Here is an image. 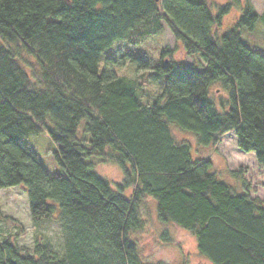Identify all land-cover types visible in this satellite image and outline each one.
I'll return each mask as SVG.
<instances>
[{
	"label": "trees",
	"instance_id": "16d2710c",
	"mask_svg": "<svg viewBox=\"0 0 264 264\" xmlns=\"http://www.w3.org/2000/svg\"><path fill=\"white\" fill-rule=\"evenodd\" d=\"M234 6L0 0V189L23 186L31 219L57 212L63 235L61 252L42 238L29 250L9 235L0 240V264H145L132 234L143 229L148 198L157 220L190 234L211 264H264V201L238 194L209 157L192 159L190 145L174 135L211 149L233 133L238 150L264 167V54L240 37L260 16L247 1L220 35ZM164 25L202 66L176 63L168 47L153 49L156 65L137 52ZM119 47L114 60L107 53ZM144 70L165 75L156 91L146 88ZM216 84L227 99L212 93ZM43 132L58 145L61 174L50 176L24 144ZM91 159L117 167L121 182L99 176ZM229 174L244 183L238 171ZM1 221L15 223L0 213ZM166 234L158 242L177 246Z\"/></svg>",
	"mask_w": 264,
	"mask_h": 264
},
{
	"label": "rangeland",
	"instance_id": "374dc122",
	"mask_svg": "<svg viewBox=\"0 0 264 264\" xmlns=\"http://www.w3.org/2000/svg\"><path fill=\"white\" fill-rule=\"evenodd\" d=\"M191 1L200 2L202 0ZM212 1L217 4L230 2L235 5L230 14L224 18L223 24L219 30L220 35L224 34L233 26V22L241 14L242 8L247 1L258 13H264V0ZM240 37L245 46L264 54V19L259 18L252 30L242 29L240 31ZM165 47L173 50V60L178 64H193L198 67H200L199 65H203V61L197 59L193 60L185 55L181 45L174 41L166 25H164L161 34L153 36L151 40L137 52H147L152 59V63L156 65L159 56L157 57L155 52H158V50L153 49ZM23 57L26 62L33 66L35 71H38L39 67L29 55L23 53ZM126 64L127 62L124 63V65ZM23 66L30 72L31 68L29 66L26 64H23ZM116 66L118 67V74L126 75L124 70H119V64H116ZM129 68L133 70V67L129 66ZM144 71L148 78L146 88L151 92L156 91L159 82L162 83L164 81L165 75L156 70H153L151 74L149 73L150 70ZM212 88V93L214 92L216 95L227 99L228 95L221 86L216 84ZM180 133L175 132V138L177 137V140L187 135L186 137L194 146L191 152L192 159L209 157L212 161L214 172L219 180L231 185L238 194H242L246 190L251 197H258L264 201V167L256 162L252 153L244 154L238 150L236 137L233 133L224 135L218 146V150L216 149L214 152H211L210 149L199 148L195 145L196 141L194 137L185 133ZM24 144L36 154L38 162L50 176L61 174V168L54 157V153L58 152V145L50 139L47 132L26 138ZM84 161L86 163L88 162L86 159H84ZM91 162L95 164L94 171L99 176L113 185L121 182L122 176L117 167L111 164L99 163L96 159H91ZM229 171H238L244 183L241 184L240 180L233 178L229 174ZM130 195L131 190L125 191L124 196L126 198H129ZM0 213L15 220V223L12 225H8L2 221L0 222V240H5L9 235H18L17 244L20 247L31 250L35 240L42 238L61 252L63 235L58 221V213L56 212L49 220H42L39 222L33 221L29 214L27 196L23 186L0 189ZM140 213L144 226L140 232L132 234V239L138 245L140 259L145 264H211L199 255L195 239L190 234L178 230L172 225L162 224L157 220L155 204L152 200L149 198L146 200L145 204L140 207ZM164 232L167 233L166 235L176 243L177 246H164L158 242V237Z\"/></svg>",
	"mask_w": 264,
	"mask_h": 264
},
{
	"label": "bare ground",
	"instance_id": "6f19581e",
	"mask_svg": "<svg viewBox=\"0 0 264 264\" xmlns=\"http://www.w3.org/2000/svg\"><path fill=\"white\" fill-rule=\"evenodd\" d=\"M264 14V13H263ZM263 14H258L259 16H260V18H262V19H264V15ZM109 56H111V58L112 59H114V60H117V59H119V58H121L122 57V47L120 48H114V49H112L110 52H108L107 53ZM192 59V58H191ZM189 136H191V135H189ZM193 137V136H192ZM221 140H222V138H221ZM221 140H220V142H221ZM220 142L216 145V146H214L213 148H211L210 149V151L211 152H214V150H218V146H219V144H220ZM189 145H190V149H191V152H192V148L194 147L191 143H189V142H187ZM196 145V144H195ZM196 149V148H195Z\"/></svg>",
	"mask_w": 264,
	"mask_h": 264
},
{
	"label": "crops",
	"instance_id": "0c3cea01",
	"mask_svg": "<svg viewBox=\"0 0 264 264\" xmlns=\"http://www.w3.org/2000/svg\"><path fill=\"white\" fill-rule=\"evenodd\" d=\"M257 12V11H256ZM258 13V12H257ZM259 14V13H258ZM180 134H183V133H180ZM175 135V134H174ZM187 135H185L182 139H178V141H186V142H189L192 144L191 141H189V139L186 137ZM186 137V138H185ZM177 138V137H176ZM177 140V139H176ZM193 145V144H192Z\"/></svg>",
	"mask_w": 264,
	"mask_h": 264
},
{
	"label": "water",
	"instance_id": "95a60500",
	"mask_svg": "<svg viewBox=\"0 0 264 264\" xmlns=\"http://www.w3.org/2000/svg\"><path fill=\"white\" fill-rule=\"evenodd\" d=\"M154 1H156V2H157V1H159V0H154Z\"/></svg>",
	"mask_w": 264,
	"mask_h": 264
}]
</instances>
